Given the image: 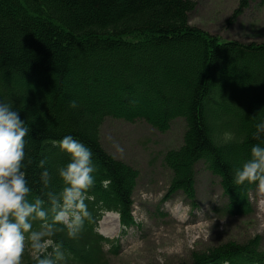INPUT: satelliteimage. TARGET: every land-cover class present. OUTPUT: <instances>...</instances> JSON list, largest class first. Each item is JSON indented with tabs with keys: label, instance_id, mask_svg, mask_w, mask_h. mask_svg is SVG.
<instances>
[{
	"label": "trees",
	"instance_id": "obj_1",
	"mask_svg": "<svg viewBox=\"0 0 264 264\" xmlns=\"http://www.w3.org/2000/svg\"><path fill=\"white\" fill-rule=\"evenodd\" d=\"M251 1L240 0L239 9ZM195 7L192 0H0V102L11 104L30 129L26 199L42 200L47 213L30 222L32 231L47 232V224L52 232L44 237L42 259L109 264L108 255L116 253V244L97 233L98 224L107 212L129 214L137 173L101 147L106 118L143 121L161 132L183 119V143L164 158L171 188L192 198L195 162L205 160L220 179L229 213L250 210L248 195L258 186L237 184L234 170L261 143L253 133L264 120V43L218 41L189 25ZM38 77L49 93L33 80ZM72 100L77 108L69 107ZM66 135L91 149L96 167L85 201L92 219L75 239L54 221L50 203L63 187L57 169L69 162L54 142ZM45 169L47 184L40 175ZM32 254L27 247L22 264H35ZM261 255L252 243L228 242L188 264H264Z\"/></svg>",
	"mask_w": 264,
	"mask_h": 264
},
{
	"label": "rangeland",
	"instance_id": "obj_2",
	"mask_svg": "<svg viewBox=\"0 0 264 264\" xmlns=\"http://www.w3.org/2000/svg\"><path fill=\"white\" fill-rule=\"evenodd\" d=\"M192 1L196 7L189 17L191 26L221 42L264 43V0H253L241 10L240 0ZM1 32L4 38L9 34ZM33 80L49 93L42 78ZM101 96L108 97L104 92ZM185 129L179 118L164 132L143 121L106 118L102 122L103 150L137 173L129 214L108 213L99 223L102 236L117 240L109 264H188L194 256L228 242L252 243L264 256V192L258 188L251 192L250 210L234 216L220 179L206 169L205 160L195 162L192 198L171 188L173 173L164 158L182 145ZM122 226H126L123 233Z\"/></svg>",
	"mask_w": 264,
	"mask_h": 264
},
{
	"label": "clouds",
	"instance_id": "obj_3",
	"mask_svg": "<svg viewBox=\"0 0 264 264\" xmlns=\"http://www.w3.org/2000/svg\"><path fill=\"white\" fill-rule=\"evenodd\" d=\"M78 106L76 100L69 102L70 108ZM29 131V126L21 120L19 112L11 104L0 102V264H22L27 247L33 249L35 264H54L52 259L47 256L42 259L40 255V249L48 244L44 237L52 235L51 225L43 226L49 229L47 232L32 231L30 222L34 218L45 220L47 213L41 208L42 200L30 203L26 199L30 189L24 171L25 137ZM225 136L232 138L231 133H225ZM253 138L261 143L252 145L249 158L234 170V180L237 184L255 183L264 192V120L255 125ZM54 146L69 156V162L57 169L63 187L58 197H51V211L54 221L64 224L68 237L75 239L85 221L92 219L85 201L89 198V189L95 184L93 153L72 135L54 142ZM31 162L29 158L27 163ZM45 163L42 159L38 166L43 168ZM40 175L47 184L48 170L45 169ZM58 247L54 251L61 257Z\"/></svg>",
	"mask_w": 264,
	"mask_h": 264
}]
</instances>
